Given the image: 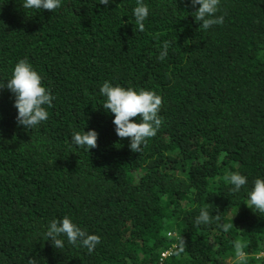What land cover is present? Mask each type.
<instances>
[{"label":"trees","instance_id":"16d2710c","mask_svg":"<svg viewBox=\"0 0 264 264\" xmlns=\"http://www.w3.org/2000/svg\"><path fill=\"white\" fill-rule=\"evenodd\" d=\"M22 2L0 0V81L26 58L55 99L30 131L0 90V264H264L235 248H264V213L244 202L264 176V0H220L223 23L207 29L191 0H144L143 31L137 0L38 13ZM106 80L162 98L161 127L139 152L101 105ZM84 128L98 132L90 151L71 142ZM233 172L248 181L235 194ZM202 208L212 220L197 225ZM64 216L99 236L91 253L47 240Z\"/></svg>","mask_w":264,"mask_h":264},{"label":"clouds","instance_id":"9594fccd","mask_svg":"<svg viewBox=\"0 0 264 264\" xmlns=\"http://www.w3.org/2000/svg\"><path fill=\"white\" fill-rule=\"evenodd\" d=\"M111 2L112 0H99V3L105 6ZM219 3L220 0H191L195 8L192 15L197 22H200V27L207 29L223 23L224 17L216 15ZM60 6L61 0H23L22 2V8L36 10L37 13L40 10L54 11ZM149 11V6L144 0H137L132 15L135 17V27L139 31L144 30V21L149 16ZM170 43V41H165L160 45V59L168 55ZM5 87L14 95L18 126L31 131L48 120L47 109L52 107L55 97L51 88L43 84L42 75L26 58L18 60L8 79L0 81V90ZM99 93L105 98L101 104L104 110L113 115L112 123L115 126L116 135L122 139L128 138L130 150L139 152L141 145L148 138L153 137L161 127L162 117L159 115L162 105L161 96L151 90L126 87L107 80L100 86ZM134 117L138 119H133ZM71 142L76 147L90 151L97 147L98 132L95 129L85 131V128L82 131H75L71 136ZM227 180L232 185L231 192L234 194L239 193L248 182L247 177L239 172L230 173ZM244 202L254 212L264 213V176L254 179ZM215 219L218 221L220 218L217 216ZM211 220L209 211L202 208L195 223L197 225L208 224ZM221 227L227 231L229 225L223 224ZM45 235L56 249L64 248L63 238H66L68 244L82 245L89 253L100 242L99 236L89 234L69 216L50 221ZM240 247L238 243L235 245L237 255L242 261L247 256L264 260V248L242 253ZM29 264H35V262L30 260Z\"/></svg>","mask_w":264,"mask_h":264},{"label":"built area","instance_id":"2783aa9c","mask_svg":"<svg viewBox=\"0 0 264 264\" xmlns=\"http://www.w3.org/2000/svg\"><path fill=\"white\" fill-rule=\"evenodd\" d=\"M168 255V252H164L162 256L165 258Z\"/></svg>","mask_w":264,"mask_h":264}]
</instances>
